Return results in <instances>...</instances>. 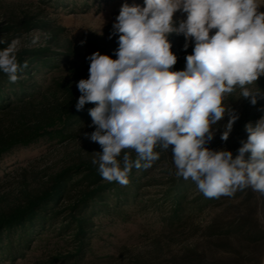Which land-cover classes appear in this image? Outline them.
<instances>
[{
  "label": "clouds",
  "instance_id": "1",
  "mask_svg": "<svg viewBox=\"0 0 264 264\" xmlns=\"http://www.w3.org/2000/svg\"><path fill=\"white\" fill-rule=\"evenodd\" d=\"M259 8L258 0L122 4L109 36H118L117 58L92 53L88 78L76 84V110L95 105L88 110L95 130L84 135L101 148L92 164L102 179L127 185L133 168H150L159 159L158 146L171 151L177 177L191 179L207 198L233 197L249 188L264 195V117L244 126L247 139L235 154L207 146L215 136L213 125L228 117L220 136L226 142L239 119L224 106L226 95L239 87L253 106L264 98V91L247 87L264 76ZM177 12L185 18L174 21ZM173 33L194 42L183 71L171 70L177 63L168 38ZM17 51L16 40L0 49V72L11 83L28 66L18 61Z\"/></svg>",
  "mask_w": 264,
  "mask_h": 264
},
{
  "label": "trees",
  "instance_id": "2",
  "mask_svg": "<svg viewBox=\"0 0 264 264\" xmlns=\"http://www.w3.org/2000/svg\"><path fill=\"white\" fill-rule=\"evenodd\" d=\"M70 1L74 0H43L57 6ZM34 29L45 30L50 37L46 45L18 49V61L28 64L21 78L11 83L0 72V159L40 141L63 144L91 125L88 110L95 105L76 110L80 96L76 84L88 78L87 57L92 53L117 58L115 50L106 52L95 36L84 38L83 45L70 40L62 44L63 29L32 18L7 25L3 30L14 36L0 43V49ZM168 38L177 56L171 70L183 71L194 42L185 49L179 46L177 34ZM169 155L159 156L150 168H133L127 185L102 179L92 164L94 155L66 157L61 164L40 170L21 167L15 179L6 175L2 185H14L0 193V263L25 257L36 241L55 233L69 236L66 243L74 252L52 256L47 264H79L101 228L152 212L166 232L188 229L202 238L161 264H264V195L249 188L233 197L207 198L191 179L177 177ZM130 156L137 158L135 152ZM161 161L167 166L165 174L150 177ZM150 184L156 190L148 197L145 187ZM216 208L221 209L206 225L197 223Z\"/></svg>",
  "mask_w": 264,
  "mask_h": 264
},
{
  "label": "rangeland",
  "instance_id": "3",
  "mask_svg": "<svg viewBox=\"0 0 264 264\" xmlns=\"http://www.w3.org/2000/svg\"><path fill=\"white\" fill-rule=\"evenodd\" d=\"M260 11H264V0H258ZM128 3L143 6L144 0H74L65 6L51 5L43 0H0V40L4 41L13 37L12 32H5L3 29L18 21L32 18L37 22L48 23L53 28H61L60 41H72L79 44L84 38L95 36L100 39L106 52H112L117 47L118 36H109L112 33V25L119 14L122 4ZM185 18L181 13L174 15V21ZM4 31V32H3ZM49 34L45 30L34 29L24 33L19 38L18 49L29 46L46 45ZM186 41L183 35H178V43L183 47ZM68 71L64 72L66 75ZM253 91L257 89L264 91V76L256 82L247 85ZM224 106L231 107L239 114V119L233 126L229 139L222 141L220 136L223 125L227 123L228 117L213 125L216 130L214 139L207 146L213 150L226 149L234 154L240 147V141L247 139L244 126L247 123L253 125L263 115L264 98L259 99L255 106L249 100L241 97V90H235L224 97ZM94 127L84 126L78 135L68 142L59 144L40 141L28 147H19L0 159V193L13 185H2L9 174L15 179L16 169L32 165L40 170L46 167H55V164L62 162L64 158L77 156L95 155L94 152L101 151L99 144L91 142L85 133H91ZM158 147V146H157ZM129 153L133 150H126ZM159 156L170 154L169 160L173 162L170 150L164 151L159 147ZM61 164V163H60ZM167 170L166 163L161 161L150 177H161ZM15 181V180H14ZM156 190L154 185L145 187V194L151 196ZM226 205V204H225ZM215 210H210L202 215L197 223L206 225L211 219ZM70 238L65 235L47 234L42 240L36 241L25 257L18 258L15 262L0 264H47L52 256L68 255L72 252L73 246L66 243ZM202 240L200 234H193L188 229L177 233L166 232L161 220L157 219L152 212L139 213L132 216L128 221H118L101 228L98 236L93 240L92 249L88 252L79 264H161L173 256L179 254L183 248L194 245ZM73 262V260H71Z\"/></svg>",
  "mask_w": 264,
  "mask_h": 264
}]
</instances>
